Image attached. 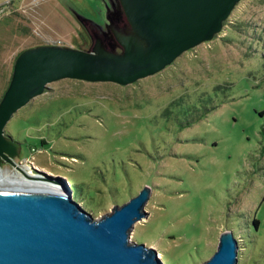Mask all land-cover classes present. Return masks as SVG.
<instances>
[{
	"label": "rangeland",
	"instance_id": "obj_1",
	"mask_svg": "<svg viewBox=\"0 0 264 264\" xmlns=\"http://www.w3.org/2000/svg\"><path fill=\"white\" fill-rule=\"evenodd\" d=\"M113 7L118 0H0V96L18 52L90 50L94 33L109 34ZM263 129L264 0H240L211 40L132 83L51 82L5 126L19 158L95 218L148 186V215L130 238L163 264H200L227 230L237 264H264Z\"/></svg>",
	"mask_w": 264,
	"mask_h": 264
},
{
	"label": "water",
	"instance_id": "obj_2",
	"mask_svg": "<svg viewBox=\"0 0 264 264\" xmlns=\"http://www.w3.org/2000/svg\"><path fill=\"white\" fill-rule=\"evenodd\" d=\"M240 0H118L126 27L109 20L115 45L94 34L90 50L41 44L21 50L0 97V179L18 177L57 185L29 173L15 159L21 143L5 132L12 115L48 84L70 78L121 85L155 74L180 54L211 40ZM108 18V16H107ZM151 189L144 186L121 205L95 218L69 188L0 187V264H163L155 248L131 240ZM231 230L219 234L215 251L200 264H237Z\"/></svg>",
	"mask_w": 264,
	"mask_h": 264
},
{
	"label": "bare ground",
	"instance_id": "obj_3",
	"mask_svg": "<svg viewBox=\"0 0 264 264\" xmlns=\"http://www.w3.org/2000/svg\"><path fill=\"white\" fill-rule=\"evenodd\" d=\"M0 187L20 188V189H52L57 190L58 187L48 182H40L39 180H31L29 178H1Z\"/></svg>",
	"mask_w": 264,
	"mask_h": 264
},
{
	"label": "flooded vegetation",
	"instance_id": "obj_4",
	"mask_svg": "<svg viewBox=\"0 0 264 264\" xmlns=\"http://www.w3.org/2000/svg\"><path fill=\"white\" fill-rule=\"evenodd\" d=\"M109 20H112L113 23L117 26L120 27H126V19L122 13V10L119 9V2H118V8H112L108 12V18L104 26H107L109 23ZM108 30V29H107ZM109 34L104 33L102 37L104 43L106 44L107 47H110L112 43L115 42L110 30H108ZM97 34V33H94ZM100 36V35H99Z\"/></svg>",
	"mask_w": 264,
	"mask_h": 264
},
{
	"label": "built area",
	"instance_id": "obj_5",
	"mask_svg": "<svg viewBox=\"0 0 264 264\" xmlns=\"http://www.w3.org/2000/svg\"><path fill=\"white\" fill-rule=\"evenodd\" d=\"M36 150L38 151V149L36 147H31L30 148L31 152H34ZM15 161L20 167L26 169L29 173H37L38 172L37 167L28 158H19L18 157V158L15 159ZM10 172L12 173V176L14 178L20 175L19 172L17 170H15V169L10 170Z\"/></svg>",
	"mask_w": 264,
	"mask_h": 264
},
{
	"label": "trees",
	"instance_id": "obj_6",
	"mask_svg": "<svg viewBox=\"0 0 264 264\" xmlns=\"http://www.w3.org/2000/svg\"><path fill=\"white\" fill-rule=\"evenodd\" d=\"M119 9L121 10V7H119ZM223 25H224V23H223ZM214 36H215V35H214ZM18 53H19V52H18ZM18 53H17V54H18ZM17 54H16V56H17ZM16 56L14 57V60H15ZM10 76H11V75H10ZM8 82H9V80H8ZM7 85H8V83H7ZM6 87H7V86H6ZM4 90H5V89H4ZM4 90H3V92H4ZM3 92H2V93H3ZM1 95H2V94H1ZM0 97H1V96H0ZM262 133L264 134V129H263ZM42 142H44V141H42Z\"/></svg>",
	"mask_w": 264,
	"mask_h": 264
}]
</instances>
